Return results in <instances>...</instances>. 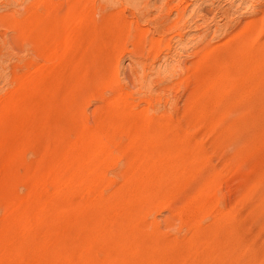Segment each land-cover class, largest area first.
Returning <instances> with one entry per match:
<instances>
[{
    "label": "rangeland",
    "instance_id": "rangeland-1",
    "mask_svg": "<svg viewBox=\"0 0 264 264\" xmlns=\"http://www.w3.org/2000/svg\"><path fill=\"white\" fill-rule=\"evenodd\" d=\"M251 20L264 0H0V264H264V72L221 78Z\"/></svg>",
    "mask_w": 264,
    "mask_h": 264
},
{
    "label": "bare ground",
    "instance_id": "bare-ground-1",
    "mask_svg": "<svg viewBox=\"0 0 264 264\" xmlns=\"http://www.w3.org/2000/svg\"><path fill=\"white\" fill-rule=\"evenodd\" d=\"M178 6H179V4H178ZM180 6H181V4H180ZM171 8H172V6H171ZM200 12L202 13V11H200ZM178 14H179V17L181 16V18H182L184 12L178 13ZM160 15H163V14H160ZM168 15H169V12H168ZM185 16L186 15H184V17ZM200 18H201V16H200ZM177 19L179 20V18H177ZM160 23H162V22H160ZM235 24L236 25L231 24V26L228 27L229 31H231L233 33V37L231 40H229L230 43H228L227 45L224 46V48L222 50L223 53H221L222 55L220 54V56L222 57L221 61L223 63L222 64L223 69L221 71V78H223V80H225V81H228V80L234 79V78H242V77L246 78V76H250V77L254 76V75L258 76L262 72H264V42H261L262 39L264 38V26H263L264 24H263L262 20L248 21L247 23L243 24V26L241 25L242 27H239L240 22H239V24H237V23H235ZM182 26H183V24H182ZM173 28H174V26H173ZM167 43H169V41ZM196 45H198V44H196ZM165 46H166V44H165ZM219 59H220V57H219ZM252 80H254V79H252ZM244 82H246V81H244Z\"/></svg>",
    "mask_w": 264,
    "mask_h": 264
}]
</instances>
